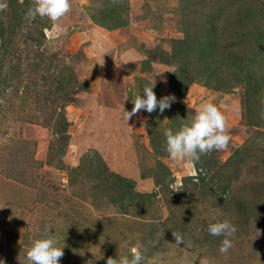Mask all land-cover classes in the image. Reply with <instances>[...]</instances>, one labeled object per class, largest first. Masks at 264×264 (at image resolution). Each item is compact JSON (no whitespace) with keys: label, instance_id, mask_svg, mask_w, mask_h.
Returning <instances> with one entry per match:
<instances>
[{"label":"rangeland","instance_id":"rangeland-1","mask_svg":"<svg viewBox=\"0 0 264 264\" xmlns=\"http://www.w3.org/2000/svg\"><path fill=\"white\" fill-rule=\"evenodd\" d=\"M24 1L17 45L0 47V260L29 264L32 241L50 231L64 247L60 264H106L130 256L137 242L142 264H264V82L251 98L246 80L239 82L246 69L257 82L264 77L262 65L248 68L261 49L245 36H264V0L190 1L199 22L213 18L234 64L219 57L211 84L196 81L163 114L141 110L128 124L123 111L144 86L155 80L158 100L170 94L168 54L200 24L180 12L179 0H117L118 18L128 23L111 29L118 18L108 0H70L56 22L32 19L35 0ZM248 8L253 22H238ZM61 70L67 82L59 84ZM203 102L218 106L232 138L190 167L169 157L164 133L177 130L180 118L190 121ZM63 112L77 122L66 144L56 134ZM113 175L134 182L147 202L125 214ZM224 219L237 227L226 254L223 237L207 231ZM172 233L182 234L179 247Z\"/></svg>","mask_w":264,"mask_h":264},{"label":"clouds","instance_id":"clouds-1","mask_svg":"<svg viewBox=\"0 0 264 264\" xmlns=\"http://www.w3.org/2000/svg\"><path fill=\"white\" fill-rule=\"evenodd\" d=\"M7 6L5 0H0V10L6 9ZM70 8V0H35L34 7L29 10L28 15L32 19L39 16L56 22L63 18ZM155 84L154 80L151 85L144 86L143 95L136 94L134 99H131L134 106L131 111H123V121L128 124L131 118L141 110L148 114L158 110L159 114H163L171 107V104L175 102V96L169 94L158 100L154 92ZM180 120L182 123L177 130L169 128L164 133L165 150L172 160L187 162L191 167L200 160L202 155L227 149L232 137L226 132V116L214 103L203 102L190 121L181 118ZM207 231L213 237H223L219 248L220 253L226 254L233 247V237L237 232V227L231 220L224 219L210 223ZM257 233L259 236L258 230ZM172 235L177 247L183 244L182 234L172 233ZM63 248L59 246L54 234L45 231L40 238L32 241L25 258L29 264H60V259L64 255ZM141 248L142 245L137 242L130 249V256L125 255L117 259L109 257L106 264H142L144 255ZM0 264L4 262L0 260ZM88 264H92V260H89Z\"/></svg>","mask_w":264,"mask_h":264},{"label":"trees","instance_id":"trees-1","mask_svg":"<svg viewBox=\"0 0 264 264\" xmlns=\"http://www.w3.org/2000/svg\"><path fill=\"white\" fill-rule=\"evenodd\" d=\"M8 3V6L4 10H0V36H1V41H0V47H4L7 51L9 50V47H12V45H17L16 37L14 36L13 32L16 31L17 26L22 27V23L24 22V14L25 11L22 9L23 7H26L27 1H24L25 3L19 4L20 0H6ZM180 1V9L185 15L187 12L190 13L194 18V25L195 28L197 26V32L196 35L190 39L189 36H187L186 40L182 44V48L179 51L174 50L171 54H168V64L172 66L171 68V75H170V94L174 95L175 98H184L186 95V89L188 86L196 81L199 83H206L211 84V80L213 77H216L214 72L216 71L217 68V63H219V57H222V60L220 63H223L225 65H230L234 64L232 62V57L227 56L225 54V50L223 48H220L221 46V39L219 38V32L215 28V22L213 21V18L208 16L207 18L205 16L202 17L201 22L200 16L195 13V9L193 6H190V1L192 0H179ZM108 2L111 4V7L108 8L110 14H113V16H116L115 18H118V12L117 7L121 6L120 1L117 0H108ZM188 10V11H187ZM118 12V13H117ZM246 12V13H245ZM244 14V20H238V22H253L254 17V10L251 8L245 9L242 11ZM115 14V15H114ZM218 15V14H216ZM120 18V17H119ZM114 19L113 24L111 26H106L108 29L111 28H116L118 26H122L124 24H127V19ZM122 20V21H121ZM8 21V23L11 25L9 28L10 32L7 31L5 27V22ZM97 21V19H96ZM98 22V21H97ZM254 26V25H253ZM190 28V25H186V32L192 31V28ZM192 27V26H191ZM202 27V28H201ZM239 27V26H238ZM6 32L8 35H6ZM11 34V35H9ZM245 36H252L254 38V42L252 45H257L259 44L260 51L259 52H253L251 53L252 55L258 56L259 58L255 57L250 60V63H248V68H252L255 66L262 65L264 68V36L263 35H256L254 32H249L246 30ZM195 46H199V49H195ZM254 47V46H253ZM194 51H197L198 54V59L192 58L191 53ZM217 57L218 60H210L212 57ZM241 55H239L240 57ZM238 58V56H234L235 58ZM243 59V58H242ZM235 62V60H234ZM176 64V65H175ZM247 76L240 78V81H245L246 80V94L251 98L252 96H256L260 91H261V85L260 82H264V77L263 78H256L259 80V82L255 81L252 79L254 77L252 75V70L251 69H246ZM65 72L64 70L60 71V76L58 77V83L62 84L63 81L65 80V76L63 75ZM251 74V76H248ZM203 76V77H202ZM255 78V77H254ZM261 79V80H260ZM249 81H254L250 83ZM66 84V83H65ZM225 85V84H224ZM187 87V88H186ZM223 87L222 85L216 86L214 85L213 89L216 90H221ZM59 92V90H58ZM52 94H55V92H52ZM250 102V100L248 101ZM62 119L59 121V124L57 126L56 134L61 137H63V140L65 141V144L68 140V137L71 134L70 128L73 126L75 127L77 125V122L74 123L71 119L67 120V117L73 118L74 115L71 114H65L64 112L62 113ZM87 168L86 162L82 163V166L80 167L81 171L85 170ZM74 172V171H73ZM79 175L75 176V178H78ZM115 176V175H113ZM118 178V179H117ZM117 179V180H116ZM102 182L103 179L101 180ZM114 183L120 185V193H121V199H119V203H121L122 211L127 214L126 209H134L137 208L139 205H143L144 203L147 202L145 200L148 198V195H143L140 193L135 192V183L130 181V180H123L122 177H116L114 178ZM111 183H108L106 186H103L105 188V191H109L107 187H109ZM115 192V191H114Z\"/></svg>","mask_w":264,"mask_h":264}]
</instances>
